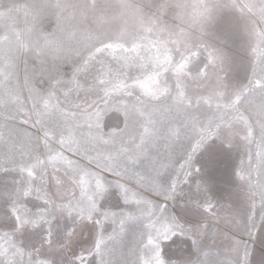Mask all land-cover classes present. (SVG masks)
I'll return each instance as SVG.
<instances>
[{
    "label": "snow or ice",
    "instance_id": "1",
    "mask_svg": "<svg viewBox=\"0 0 264 264\" xmlns=\"http://www.w3.org/2000/svg\"><path fill=\"white\" fill-rule=\"evenodd\" d=\"M118 3L117 15L95 17L97 30L80 32L79 40L73 21L77 11L79 23L95 13V0H55V30L31 42L18 32L15 40L0 34V177L12 174L16 195L36 202L23 217L11 211L18 227L32 217L34 228L50 225L57 213L75 214L92 240L78 264H206L165 258L162 242L179 235L199 253L206 234L186 232L168 215L167 202L193 171L200 175L205 164L213 170L222 161L228 177L245 183L254 197L249 234L257 212L264 224V29H255L248 82L226 94L215 90L227 86L212 71V54L201 63L203 45L194 46L183 29L167 39L150 38L170 27L164 21L168 0L147 22L151 0L135 8L128 0ZM243 9L264 24V0ZM235 142L242 145L239 157ZM213 208L208 201L203 211L212 214ZM47 231L50 243V226ZM6 237L0 235V264H25L24 253ZM234 252L239 264H248L246 246L237 242Z\"/></svg>",
    "mask_w": 264,
    "mask_h": 264
},
{
    "label": "rangeland",
    "instance_id": "2",
    "mask_svg": "<svg viewBox=\"0 0 264 264\" xmlns=\"http://www.w3.org/2000/svg\"><path fill=\"white\" fill-rule=\"evenodd\" d=\"M70 3L83 4L84 0H68ZM96 11L89 13L88 19L79 23V14L77 11V20L73 25H78L79 40L80 32L96 31L97 25L95 17L104 16L112 17L120 12L118 0H95ZM161 0H151L152 8L145 7L144 15L147 22L149 17L156 15V5ZM251 0H168L169 14L164 17V21L170 27L164 32L154 31L151 39H167L170 32H177L183 29L189 34L190 42L194 45H203L201 48V63L205 62L207 54L211 53L215 65L212 69L227 87L215 89L230 94L232 91L240 89L247 82L253 62L251 50L255 44V29L260 27L264 29L257 16L252 15L243 9L244 3ZM55 0H0V11L7 12L6 16L0 17V34L7 33L16 37L14 33H19V39L31 42L41 34H50L56 27L57 9L52 7ZM128 3L136 6H146L149 0H128ZM177 4L180 7H177ZM239 6V8L237 7ZM240 9H243L241 11ZM176 17H182V21ZM131 23V22H130ZM32 27V32L28 29ZM68 26H66L67 29ZM105 27L115 28L116 25H106ZM75 46V44H73ZM210 86L216 84L215 78L210 82ZM14 177L12 174H6L0 177V235L7 233L6 239L11 245L19 248L24 256L22 259L25 264L29 258L32 264H78L77 257L80 254H87L92 246L90 238L91 229L85 223L73 214L71 218L66 213H57L55 220L49 217L50 225L41 222L40 226L34 228L31 224V218L28 217L29 223L23 227H18L11 211L12 208L20 210L23 217V209L27 207L33 212V204L21 200L15 192ZM254 199L251 195V201ZM168 203L167 213L174 216ZM51 227V242H48V231ZM75 228L71 237L67 232ZM248 230L247 249L249 252L248 264H264V224L259 221V212H257L256 228ZM212 236V234H209ZM210 241H215L210 239ZM223 248L222 245H219ZM208 244L202 247L201 255L195 256L190 262L199 258L206 260V264H225L223 254L216 252L218 247L213 248L211 256L203 255L207 252ZM14 252L9 248V254ZM208 253V252H207ZM252 253V254H251ZM256 256L257 262H252L251 256ZM17 261L21 257H16ZM260 261V262H258ZM87 264V260L84 262Z\"/></svg>",
    "mask_w": 264,
    "mask_h": 264
},
{
    "label": "crops",
    "instance_id": "3",
    "mask_svg": "<svg viewBox=\"0 0 264 264\" xmlns=\"http://www.w3.org/2000/svg\"><path fill=\"white\" fill-rule=\"evenodd\" d=\"M221 139L227 140L228 137L222 134ZM233 152L237 157L242 155V145L239 142L234 143ZM197 162L203 163L202 160ZM221 163L222 161L217 162L213 170H209L205 164L200 175L193 171L189 182L178 187L169 207L177 221L185 226L186 232L189 228L193 233L206 232L202 247L205 243L208 244L209 256L213 254L212 247H218L216 252L223 254L226 258L225 264L228 261L239 264L240 258L234 249L237 247V242L241 249L245 246L247 248L248 245L251 192L245 183L229 178L227 170L221 169ZM208 201L214 205L212 214L203 211V206ZM206 223L209 228L204 230L202 225ZM213 227L216 229L215 235L209 236ZM173 239L174 242H162L166 259L178 257L191 261L195 256L201 255L200 252L191 249L190 241L187 239L179 235ZM210 239L215 241L211 242ZM256 256H251L252 262H257Z\"/></svg>",
    "mask_w": 264,
    "mask_h": 264
}]
</instances>
